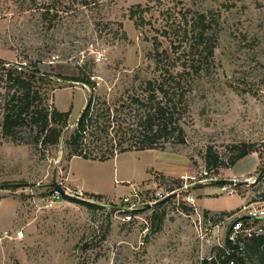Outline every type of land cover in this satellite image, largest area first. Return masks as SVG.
Segmentation results:
<instances>
[{"label": "rangeland", "instance_id": "obj_1", "mask_svg": "<svg viewBox=\"0 0 264 264\" xmlns=\"http://www.w3.org/2000/svg\"><path fill=\"white\" fill-rule=\"evenodd\" d=\"M199 14L212 25L215 48L188 95L185 144L105 162L71 158V172L102 198L76 190L62 144L42 150L0 136V264H212L217 234L200 239L186 206L179 213L171 200L140 211L142 220L132 223L117 207L123 198L139 205L146 187L152 193L204 177L224 179L229 158L244 143L254 145L258 173L262 169L264 0H0V64L37 69L50 109L53 90L75 87L54 97L56 107L70 98L68 136L91 94L119 104L145 97L143 81L165 70L156 55L185 59L190 32L183 39V30ZM180 63L170 70L181 71ZM87 75L94 89L68 80ZM254 160L246 158L236 169L247 172ZM54 172L63 193L47 206ZM254 178L236 187L239 195L223 194L215 182L192 187L196 209L223 218L242 203L263 200L264 174ZM23 184L29 186H16ZM237 257L236 264H252L242 253ZM254 261L264 264V248Z\"/></svg>", "mask_w": 264, "mask_h": 264}, {"label": "trees", "instance_id": "obj_2", "mask_svg": "<svg viewBox=\"0 0 264 264\" xmlns=\"http://www.w3.org/2000/svg\"><path fill=\"white\" fill-rule=\"evenodd\" d=\"M132 15L135 13L131 12ZM212 25L206 15L199 14L183 30V39L190 32L188 52L185 59L171 58L166 52L157 54L156 65L165 68L158 78L143 81L146 96L130 97L121 104L108 103L99 97L90 95L74 130L64 135L68 126L70 111L59 112L48 107L42 93L45 77L37 69L27 70L21 65L0 64V136L13 144L29 145L46 150L49 147L63 145L65 160L73 157L83 160L105 162L127 152L145 150L164 151L167 146L185 144L183 116L188 111V95L192 91L194 78L207 71L212 63L215 40L211 34ZM174 53L177 48L171 45ZM176 54V53H175ZM181 71L173 73L170 69L177 66ZM87 84L94 89L89 76L68 79ZM237 147H233L234 149ZM238 153L229 158L232 167L238 160L256 152L253 144H242ZM207 162L210 154H206ZM221 185V184H219ZM100 199L101 195H89ZM264 200V199H263ZM160 205H156L158 209ZM156 214V213H155ZM155 214L154 217H155ZM264 234L249 240L242 254L252 264L254 257L263 250ZM229 254H226V250ZM211 263L223 262L222 258L239 259L234 245L215 248ZM206 263V262H204ZM236 264V263H235Z\"/></svg>", "mask_w": 264, "mask_h": 264}, {"label": "built area", "instance_id": "obj_3", "mask_svg": "<svg viewBox=\"0 0 264 264\" xmlns=\"http://www.w3.org/2000/svg\"><path fill=\"white\" fill-rule=\"evenodd\" d=\"M206 176V173H204ZM216 179H210L204 177L201 180L193 182L191 184H184L178 188H175L170 191L156 190L152 193H149V188H144L145 194L142 201L137 200L135 203H129L128 198H123V205L119 211L126 214L123 217V221L127 223H132L134 221L142 220L139 214L138 208L142 207L144 204H150V208H154L156 205L163 206L172 200L175 210L179 213H183L181 206H186L188 210L186 211V216L193 219V224L195 228L198 229L200 239L204 236H207L208 233L215 236V248H223L225 245H234L236 247V256L238 253H242L244 250L245 244L260 235L264 234V200H254L242 203L241 206L233 213L228 216L218 217L210 216L209 214H202L195 207V198L191 195V189L194 186H204L211 184ZM235 185H220V191L225 195H239L236 191ZM138 189V187H136ZM134 189V190H136ZM148 193V194H147ZM61 192L56 189H52L48 198L47 206H52L56 200L60 199ZM146 223V222H145ZM223 227V239L220 242L219 239H216L218 234L221 232L220 228ZM228 233V235H227ZM7 236V233H5ZM213 236L210 235V238ZM16 238H22V233L18 232ZM229 250H226V254H229ZM232 251V250H231ZM223 262L217 261L216 264H235L234 258H222Z\"/></svg>", "mask_w": 264, "mask_h": 264}, {"label": "crops", "instance_id": "obj_4", "mask_svg": "<svg viewBox=\"0 0 264 264\" xmlns=\"http://www.w3.org/2000/svg\"><path fill=\"white\" fill-rule=\"evenodd\" d=\"M74 88L75 87H73V88H61V89L53 90L52 96H51L52 97V105H53V107L56 110H58L59 112H68V111H70V109H71V103L69 102L70 98L67 99V97H65L66 101L65 102L63 101L61 103L59 102V106L56 107L55 104H54V97L61 90L69 92L70 90H72ZM250 157L254 158L255 160L252 162V167H251V169L249 171L243 172V170H244L243 167L244 166L242 168H240V169H236V165L238 164V162L244 161L246 158H250ZM70 162H71V160L68 163L69 172H70V175H72L74 177V181H73L72 184H74V186L76 187V190L78 192L86 193L88 195H104L102 193L92 192V191L86 189L85 184L82 181L81 177H79L78 175L76 176V175H74L71 172V170H70ZM259 165H260V159H259L257 153L256 152H252L249 155L245 156L244 158L238 160L231 168H229V170L227 172V175L224 177V179H233V180H238V181H245V180H247V181L250 180L251 181V180H253V177L257 176V174H258V166ZM233 169H234V171H232Z\"/></svg>", "mask_w": 264, "mask_h": 264}, {"label": "water", "instance_id": "obj_5", "mask_svg": "<svg viewBox=\"0 0 264 264\" xmlns=\"http://www.w3.org/2000/svg\"><path fill=\"white\" fill-rule=\"evenodd\" d=\"M89 101H90V96H88L87 104L89 103ZM263 174H264V166L262 167V169L257 174L254 182H256L259 179H261ZM214 182L217 183V184L235 185V186H240L242 184H247L248 183L247 180L238 181V180H233V179H216V180H214ZM51 185H52L53 189L59 190L61 193H63V190H61V188L59 187V185L55 181V172L53 173V179H52V184ZM16 186H29V184L16 185ZM117 208L120 209L121 207H117ZM149 208H150V204H144L142 207L138 208V210L139 211H143V210H147ZM227 235H228V233H227ZM147 238H148V235H145V240H147Z\"/></svg>", "mask_w": 264, "mask_h": 264}]
</instances>
